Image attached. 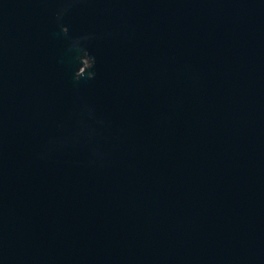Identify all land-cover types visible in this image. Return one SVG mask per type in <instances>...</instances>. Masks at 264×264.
<instances>
[{
    "label": "water",
    "instance_id": "water-1",
    "mask_svg": "<svg viewBox=\"0 0 264 264\" xmlns=\"http://www.w3.org/2000/svg\"><path fill=\"white\" fill-rule=\"evenodd\" d=\"M65 6L0 0V264H264V0Z\"/></svg>",
    "mask_w": 264,
    "mask_h": 264
},
{
    "label": "clouds",
    "instance_id": "clouds-1",
    "mask_svg": "<svg viewBox=\"0 0 264 264\" xmlns=\"http://www.w3.org/2000/svg\"><path fill=\"white\" fill-rule=\"evenodd\" d=\"M74 2V0H64L65 7L60 8L57 13H56V18L58 22H61L66 13L69 10L70 5ZM61 32L64 33L65 35L68 34V28L61 24ZM89 39V37H81L72 42V46L74 48H77L80 52H82V55L79 56V62H80V67L75 73V78L77 80L81 78H86V79H92L94 78V72L91 71V69L94 68L95 65V58L90 55L88 50L86 48L81 47V42L84 40ZM58 142L53 141L52 146L54 147ZM94 156L96 159L102 160L103 155L99 152H94Z\"/></svg>",
    "mask_w": 264,
    "mask_h": 264
}]
</instances>
